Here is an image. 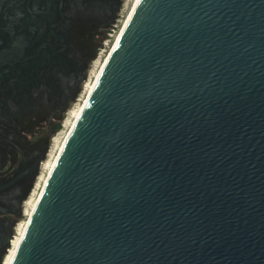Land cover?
I'll use <instances>...</instances> for the list:
<instances>
[{"label":"water","instance_id":"obj_1","mask_svg":"<svg viewBox=\"0 0 264 264\" xmlns=\"http://www.w3.org/2000/svg\"><path fill=\"white\" fill-rule=\"evenodd\" d=\"M12 264H264V0H140Z\"/></svg>","mask_w":264,"mask_h":264},{"label":"flooded vegetation","instance_id":"obj_2","mask_svg":"<svg viewBox=\"0 0 264 264\" xmlns=\"http://www.w3.org/2000/svg\"><path fill=\"white\" fill-rule=\"evenodd\" d=\"M123 3L0 0V264L17 238L55 134L88 81L96 50H84L74 28L86 18L105 28Z\"/></svg>","mask_w":264,"mask_h":264},{"label":"bare ground","instance_id":"obj_3","mask_svg":"<svg viewBox=\"0 0 264 264\" xmlns=\"http://www.w3.org/2000/svg\"><path fill=\"white\" fill-rule=\"evenodd\" d=\"M132 1L131 3V7L128 11V14L123 22L122 27L120 28V30L117 32L114 41L112 42V44L110 45L109 50H107L106 54L102 57L103 53L101 54V56L94 62L93 64V69L91 71V75L89 78V81H87V83L85 84V88H84V95L85 98L82 99L80 98L79 100H82V102H78L76 104L75 107H73V109L70 111L69 116L65 122L64 127H68L63 128L58 135L55 137L54 142H53V146L51 148V151L49 153V156L47 158V160L44 161L43 165H42V172L40 174V178L37 182V186L35 188V190L33 191V193L30 195V197L28 198L27 202H26V210H25V215H27V219H25L24 221L20 222V224L18 225V235H20L18 238L15 239L14 245L11 249V251L9 252L5 263L4 264H12V261L14 259V256L17 252V249L24 237V234L29 226L30 220H31V216L43 194L44 188L47 184L48 178L52 172V170L54 169L57 160L65 146V143L74 127V125L76 124L78 118L80 117V115L82 114L87 101L89 99V96L91 95V92L94 89V86L102 72V70L105 67V64L111 54V52L113 51V48L116 46L119 38L121 37V34L123 33V31L125 30L133 12L135 11L138 3L140 2V0H130ZM105 52V51H104ZM38 192V198H35V193Z\"/></svg>","mask_w":264,"mask_h":264},{"label":"rangeland","instance_id":"obj_4","mask_svg":"<svg viewBox=\"0 0 264 264\" xmlns=\"http://www.w3.org/2000/svg\"><path fill=\"white\" fill-rule=\"evenodd\" d=\"M131 3H132V1H130V0H124L123 6H122V8H121V10L119 12V15H118L117 19L115 21H113L112 23L108 24V26H106L105 28L100 26V23L97 20H94V18H89V19L86 18V19L82 20L77 27L74 28V38L76 39L78 44L80 46H82L84 48V50H86L88 52H90L92 48H94L96 50L95 51V55H94L93 60H92V64H91L90 70H89V75L86 78V80L89 81V78H90V75H91V71L93 69L94 62L101 56L102 53H103V55H102V57H103L106 54L107 50H109L110 45L114 41L117 32L120 30V28L123 25V22H124L127 14H128V11H129L130 7H131ZM80 98H82V99L85 98V95H84V83H83L82 90L77 95L76 99L72 102L69 110L72 107H75L78 102H82V100H79ZM66 117H65V119H66ZM65 119H64V121H65ZM64 121L61 123V125L58 128L55 136L63 128H66V127H64ZM51 146H52V144H51ZM35 187H36V185H35ZM38 195H39V193L36 192L35 193V198H38ZM28 198H27V200H28ZM25 210H26V208H25ZM26 217H27V215L24 214V216H22V218L19 221L20 222L24 221L25 219H27ZM19 236L20 235H17V238ZM13 245H14V243H13Z\"/></svg>","mask_w":264,"mask_h":264}]
</instances>
